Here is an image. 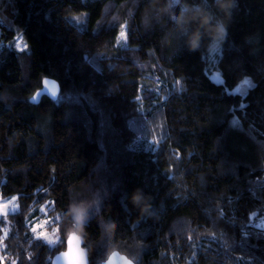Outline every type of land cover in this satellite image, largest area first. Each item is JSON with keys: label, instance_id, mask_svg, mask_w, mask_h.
Wrapping results in <instances>:
<instances>
[{"label": "trees", "instance_id": "trees-1", "mask_svg": "<svg viewBox=\"0 0 264 264\" xmlns=\"http://www.w3.org/2000/svg\"><path fill=\"white\" fill-rule=\"evenodd\" d=\"M179 2L0 0V199L18 205L0 241L16 264L64 249L63 227L56 246L33 238L42 206L97 192L89 264L110 243L135 264H264V0H237L221 47L205 37L195 50L173 38ZM46 77L57 99L32 103ZM137 188L151 217L128 198ZM99 216L115 223L111 240Z\"/></svg>", "mask_w": 264, "mask_h": 264}, {"label": "clouds", "instance_id": "clouds-1", "mask_svg": "<svg viewBox=\"0 0 264 264\" xmlns=\"http://www.w3.org/2000/svg\"><path fill=\"white\" fill-rule=\"evenodd\" d=\"M236 4L237 0H199L198 3L191 4L187 3V0H181L179 3L170 4V8L176 9L175 14L171 16L175 26L173 38L183 41L185 46L195 50L207 37L209 46L219 49L227 36L228 23ZM213 9L218 10L222 15H218ZM128 198L141 215L149 217L153 215L151 197L141 189H135ZM102 203L103 198L97 192L91 200L70 198L66 208L50 209L51 215L49 210L42 206L40 210L44 212L46 218L35 224L31 231L35 237L43 238L51 244L59 239L60 229L63 227L67 251H61L59 256L64 258V264H87L86 249L80 247L84 228L90 216L100 212ZM4 208L5 205L0 204V211ZM98 218L102 240H111L115 233V223L105 216ZM105 246V256L100 264H134V258L130 259L127 254L118 250L115 244L110 243ZM7 257L9 260L12 259L10 254Z\"/></svg>", "mask_w": 264, "mask_h": 264}, {"label": "rangeland", "instance_id": "rangeland-1", "mask_svg": "<svg viewBox=\"0 0 264 264\" xmlns=\"http://www.w3.org/2000/svg\"><path fill=\"white\" fill-rule=\"evenodd\" d=\"M44 18H45V20H46V22H47V24H48L49 26H53V25L55 24V22H57V18H56V16H55L54 14H52V15H50V16H49V15H45ZM120 32H124V33H125V28H124V26H121L119 33H120ZM118 37H119V42H120V43H124V42H125V35H124V36H120V35H119ZM16 47H17V49H23V48H24V45H23V39H22L20 36L16 38ZM211 76H212V78H213L216 82H220V81H221L220 75H219L218 73L213 72V73L211 74ZM249 85H250L249 79L246 78V79H243L238 85L234 86L232 90H233V91H241V92H242V91H245V89H247ZM12 198L14 199V197H9V198H5V199H0V202L8 203V204L10 205L9 210H8V213H13V212H15V211L18 210L17 201H16V199L13 200ZM14 208H15V209H14ZM0 217H4V216H3V215H0ZM45 218H46V217H45L44 212H42V211L40 210L39 215H38V218H37V219H34V220L31 222V224H30L31 229H32V226H33V225L39 223L41 220H43V219H45ZM261 226L264 227V223H261ZM49 230H50V229H49ZM31 232H32V231H31ZM32 236H33L34 239L39 240V241H41V242H44V243L48 244L49 246H56V245L59 244V242L62 241L61 236H59V239H58V240H56L55 242L49 244V243L46 242L43 238H37V237H35V235L33 234V232H32ZM64 248H65V243H64ZM0 251H1V248H0Z\"/></svg>", "mask_w": 264, "mask_h": 264}, {"label": "water", "instance_id": "water-1", "mask_svg": "<svg viewBox=\"0 0 264 264\" xmlns=\"http://www.w3.org/2000/svg\"><path fill=\"white\" fill-rule=\"evenodd\" d=\"M59 84L56 80L52 79V78H43L41 81V86L39 89H37L34 94L30 97V101L32 103H38L40 98L42 96H46L51 100H56L58 95H59ZM80 247L85 248L86 249V259H87V264H89V259H88V250L86 247L83 246V241L82 244L80 245ZM61 251H67L66 248V240H65V248ZM57 252L52 258H51V262L50 264H64V258L59 256V253L61 252ZM100 264V263H99ZM135 264V263H134Z\"/></svg>", "mask_w": 264, "mask_h": 264}, {"label": "snow or ice", "instance_id": "snow-or-ice-1", "mask_svg": "<svg viewBox=\"0 0 264 264\" xmlns=\"http://www.w3.org/2000/svg\"><path fill=\"white\" fill-rule=\"evenodd\" d=\"M119 35L120 36H124L125 33L124 32H120ZM2 195H3V193L0 192V196H2ZM15 199H17V197H14L13 200H15ZM0 204H4L5 205V208L3 209V211H0V215H3L5 220H7V214H8V210H9L10 205L8 203H3V202H0ZM189 239H191V238H189ZM3 247H4L3 241H0V248H3ZM3 253H4V251H0V264H9V261H10V264H13V261H15V258H12L11 260H9L8 257H6ZM15 264H16V261H15Z\"/></svg>", "mask_w": 264, "mask_h": 264}]
</instances>
